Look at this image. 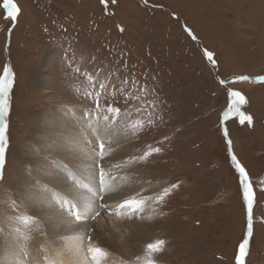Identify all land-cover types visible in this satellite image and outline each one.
I'll list each match as a JSON object with an SVG mask.
<instances>
[{"label": "rangeland", "instance_id": "rangeland-1", "mask_svg": "<svg viewBox=\"0 0 264 264\" xmlns=\"http://www.w3.org/2000/svg\"><path fill=\"white\" fill-rule=\"evenodd\" d=\"M13 2L19 9L15 21L0 0V76L5 68L13 73L0 180V264H29L27 236L44 234L40 220L20 219L30 216V208L17 171L37 160L24 152L33 145L40 156H55L46 138L40 143L41 132L57 138L69 121L105 122V116L126 136L141 190L154 189V220L137 214L136 220L150 223L146 239L127 231L132 239L116 249L102 235L127 216L113 214L117 205L95 209L97 202L89 213L100 215L81 222L84 252L91 237L99 247L102 241L110 245L104 249L124 264H136L146 245L159 239L165 245L157 264H236L248 206L235 155L253 197V235L244 264H264V82L257 79L264 77V0ZM239 76L249 79L235 81ZM41 78L49 79L44 89ZM230 90L246 100L233 111ZM248 115L252 124H242ZM149 147L160 151L141 159ZM80 184L87 185L79 186L86 194L93 188ZM34 188L43 189L39 181ZM165 188L169 195L156 201ZM94 199L102 202L99 191ZM123 224L131 227L133 221Z\"/></svg>", "mask_w": 264, "mask_h": 264}, {"label": "bare ground", "instance_id": "bare-ground-1", "mask_svg": "<svg viewBox=\"0 0 264 264\" xmlns=\"http://www.w3.org/2000/svg\"><path fill=\"white\" fill-rule=\"evenodd\" d=\"M50 57L51 55L49 54ZM39 80L42 83L41 88L44 89L49 79L41 78ZM45 124L47 122L44 121L43 125ZM46 128L48 130V127ZM64 128L66 129L63 135L57 138L52 137V133L49 135L46 132H41L39 136L40 143L45 138L50 142L51 147L55 149V156L47 155V157H42L37 148L29 145L27 152H24V154H27L28 158H37V160L31 166V169L20 167L17 171L16 178L26 183V185L24 184L25 187L21 188L20 191L23 193L22 197L30 208L31 220H40L45 227L41 231L44 234L34 233L27 236L30 243L29 254L31 255L29 264H45V257L53 260L55 264H93L90 257L88 259L85 258L86 251L82 250L81 237H79L84 232L83 230L86 229V225L84 223L77 224L71 216L67 215L64 210L67 208V204L62 207V213L58 211L57 208L61 207V200L53 197L52 192L49 191L51 188L65 200L71 199L73 203L78 204L81 208L87 206L88 210L92 207L94 208L97 202V205L105 203L108 206H116L125 199L138 196L148 201L144 211L139 213L142 214L140 215L142 220L145 217L153 219L151 205L154 189L141 190V181L130 168L133 158H129L126 152L127 147L124 144L126 136L118 129L119 126L109 125L106 121L99 122L88 119L79 120L78 123L69 121ZM101 138L105 148L110 150L109 154L99 162L100 166L109 171L114 177L110 181L114 190L109 192L101 190L98 184V176L96 180L92 178L93 172L96 171L93 165V149L95 148L98 151V144ZM53 159L54 161H62L64 165H67V168L54 163ZM115 165H120V167H114ZM73 176L79 182H88L93 188H88L89 191L86 194L83 189L79 188V185L74 186ZM37 181L40 182L44 189L39 193L34 188V183ZM95 191H99L102 202L94 199ZM97 205L95 209H99ZM148 219L144 220V222L136 220V215L132 216L131 219L123 218L116 224L109 225L108 233L103 234L102 238L109 237L114 245L113 248H121L123 242L127 239H132L126 234L127 231L130 234L146 237V232L149 231L150 225ZM131 221H133L131 227L123 224H128ZM117 236H119L118 239L124 236V239H117L118 243H116L114 239ZM104 242H101L102 246L110 251L111 246ZM104 248L102 249L106 255L101 258V264H124L119 261V258V260L115 258L116 255L112 251H106ZM14 261L19 262V258H14Z\"/></svg>", "mask_w": 264, "mask_h": 264}, {"label": "snow or ice", "instance_id": "snow-or-ice-1", "mask_svg": "<svg viewBox=\"0 0 264 264\" xmlns=\"http://www.w3.org/2000/svg\"><path fill=\"white\" fill-rule=\"evenodd\" d=\"M115 2V0H113ZM3 8L7 10V16L11 18L13 21L16 20L17 14L19 13V9L17 5L13 2V0H3ZM123 31V29H120ZM188 34L191 36V29L186 28L185 29ZM193 39H195V36H192ZM204 55L207 57L209 61H212L215 63L213 59V53L210 51L205 50ZM91 79V78H89ZM249 79L248 76H239L235 78V81H247ZM259 81L264 82V77H258ZM221 83H225V81H221ZM13 86V73L10 68H5L3 75L0 76V180L3 179V166H4V155H5V148L7 145V120L6 116L9 111V101L10 96L9 93ZM101 87H104L101 85ZM229 96L231 99V104L229 106V111H233L239 108L240 105L246 103L245 97L239 92V91H229ZM95 99L98 101V96L95 97ZM109 112L113 114H118L119 109L117 108H109ZM227 116V113L225 114ZM104 119L107 121L110 119V117L105 116ZM247 121L249 125L252 124V117L250 115L248 116H242L241 117V123L243 124ZM135 127H142V125L134 126ZM225 136H227V131L225 130ZM229 144V151H231V140L228 141ZM159 148H151L149 147V150L144 152V154L140 157L141 159H147L150 155H152L154 152H159ZM110 150L105 148V144L103 142V139L101 138L99 140L98 144V151L94 148L93 149V165L96 168V171L93 172L92 178L93 180L97 179L98 176V184L102 191L109 192L113 191L112 185L110 181L114 179L112 174L109 171H106L102 166H100V161L104 159L106 155H108ZM232 161L235 164V167L237 171L240 174L241 177V184L244 185V192H243V198L247 202L248 206V217H247V233L246 236L243 238V240L239 244V250L238 254L236 256V264H244V257L248 252V246L250 244V239L253 235V217H252V207H253V197H252V189L251 186L248 184V176L245 172V169L243 166L238 162L235 155L232 156ZM54 163L60 164L63 167L67 168V165H64L62 161H54ZM114 167L119 168L120 165H115ZM73 184L79 185L81 187H86L87 185L80 184L79 180L73 176ZM173 188L177 187L176 185L172 186ZM49 191L52 192V195L54 198L61 200V207L64 206V204H67L66 212L69 216L73 218V220L77 224H81L82 221L88 220V219H95L97 216L100 215L99 211H95V215H90L88 207L85 206L81 208L78 204L73 203L71 199L65 200L63 197L59 195L55 190L49 189ZM170 189L165 188L163 192L158 195L155 199L158 202H162L164 198L169 195ZM102 198V197H101ZM148 203V201L141 197H131L128 199L123 200L122 203H119L116 208L113 210V214L117 216H127V218L131 219L132 216L137 215L144 211L145 205ZM99 208H106L107 205H97ZM20 219L24 223H28L32 218L28 215L21 216ZM34 222V221H33ZM85 236H87V232H85ZM81 243H83V238H81ZM165 245L164 240H156L153 243H149L146 245L145 248V254L143 257H137L136 258V264H157L155 260V256L159 253L163 252ZM26 254V250H25ZM106 253L104 250L92 242V238H87V244H86V254L85 258L88 259L90 257L91 262L93 264H101V258L104 257ZM45 264H55L53 260H50L49 258L45 257Z\"/></svg>", "mask_w": 264, "mask_h": 264}]
</instances>
